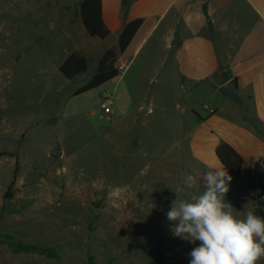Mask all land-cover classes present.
Listing matches in <instances>:
<instances>
[{
	"label": "rangeland",
	"instance_id": "rangeland-1",
	"mask_svg": "<svg viewBox=\"0 0 264 264\" xmlns=\"http://www.w3.org/2000/svg\"><path fill=\"white\" fill-rule=\"evenodd\" d=\"M80 1L0 0V153L13 155L0 157V231L61 257L0 244V264H189L199 241L165 236L162 226H172L166 213L175 193L189 199L203 191L199 181L185 184L186 175L202 174L190 167L198 162L184 130L195 126L193 109L205 115L211 93H189L166 71L150 83V69L141 70L147 47L124 81L74 95L104 46L93 38L84 74L68 80L59 72L79 37ZM106 94L110 116L102 111ZM143 104L153 112L140 118ZM229 175L226 199L235 208L239 178Z\"/></svg>",
	"mask_w": 264,
	"mask_h": 264
},
{
	"label": "crops",
	"instance_id": "crops-1",
	"mask_svg": "<svg viewBox=\"0 0 264 264\" xmlns=\"http://www.w3.org/2000/svg\"><path fill=\"white\" fill-rule=\"evenodd\" d=\"M102 11L111 34L104 40L98 38L104 46L93 59V74L98 60L117 43L125 25L143 18V25L117 60L121 74L109 82L124 81L150 47L141 69H150V83H157L166 71L189 93L200 88L211 93L212 103L203 104L205 115L198 113L202 120L193 109L195 126L184 130L198 162L190 167L202 175L209 166L219 167L218 144L223 140L232 145L245 162L242 171L234 174L239 178L240 194L235 204L246 201L239 209L246 205L253 212V204L264 193V0H102ZM78 20L79 37L72 52H82L90 60L91 42L99 41L88 35L80 17ZM231 80L237 82L242 103L219 91ZM183 105L178 103L177 109ZM145 107V116L153 112L146 104L140 110ZM257 264H264V259Z\"/></svg>",
	"mask_w": 264,
	"mask_h": 264
},
{
	"label": "clouds",
	"instance_id": "clouds-1",
	"mask_svg": "<svg viewBox=\"0 0 264 264\" xmlns=\"http://www.w3.org/2000/svg\"><path fill=\"white\" fill-rule=\"evenodd\" d=\"M232 176L223 165L209 166L201 176L186 175L192 189L203 191L171 202L166 218L172 235L199 244L190 251L189 264H257L264 259V217L247 211L243 218L226 199ZM182 191V189L178 190Z\"/></svg>",
	"mask_w": 264,
	"mask_h": 264
},
{
	"label": "trees",
	"instance_id": "trees-1",
	"mask_svg": "<svg viewBox=\"0 0 264 264\" xmlns=\"http://www.w3.org/2000/svg\"><path fill=\"white\" fill-rule=\"evenodd\" d=\"M79 14L81 22L90 37L99 38L101 40L109 37L111 32L103 19L102 0H83L79 4ZM143 23L144 19L139 18L125 25L117 39V43L103 53L97 62L95 73L87 83L74 90V95H79L95 89L121 74L120 68L116 65L117 60L127 50ZM90 65L91 63L87 56L82 52L74 51L62 62L58 69L66 79L73 80L84 74L90 68ZM198 116L199 119L202 120L200 115ZM4 155L13 156L6 152L0 153V157ZM216 155L229 173L237 174L242 171L245 164L244 159L229 143L221 140L216 148ZM13 185L14 182L11 183L5 193L6 200L12 196L11 190ZM244 203H246V201L236 203L235 208L239 209L241 204ZM253 212L256 215L264 217V203L260 201L254 203ZM0 244L6 245L14 254L31 253L50 259L59 260L61 258L55 247L18 240L13 235L2 233L1 231Z\"/></svg>",
	"mask_w": 264,
	"mask_h": 264
},
{
	"label": "water",
	"instance_id": "water-1",
	"mask_svg": "<svg viewBox=\"0 0 264 264\" xmlns=\"http://www.w3.org/2000/svg\"><path fill=\"white\" fill-rule=\"evenodd\" d=\"M209 24L211 25V22ZM219 91L227 99H229L235 103H242V99L238 94V87H237L236 80H231L228 83L222 85L219 88ZM146 113H147V109L145 108L142 110L140 118H143ZM61 155H62V152L53 153L54 157H60ZM171 228H172V226H170V225H163L162 226V231H163L165 236H168L172 232Z\"/></svg>",
	"mask_w": 264,
	"mask_h": 264
},
{
	"label": "built area",
	"instance_id": "built-area-1",
	"mask_svg": "<svg viewBox=\"0 0 264 264\" xmlns=\"http://www.w3.org/2000/svg\"><path fill=\"white\" fill-rule=\"evenodd\" d=\"M102 111L107 116L113 115V99L107 94L105 95V101L102 103ZM259 201L264 203V193L260 195Z\"/></svg>",
	"mask_w": 264,
	"mask_h": 264
}]
</instances>
